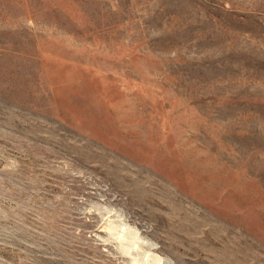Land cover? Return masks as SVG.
Segmentation results:
<instances>
[{"label": "rangeland", "instance_id": "1", "mask_svg": "<svg viewBox=\"0 0 264 264\" xmlns=\"http://www.w3.org/2000/svg\"><path fill=\"white\" fill-rule=\"evenodd\" d=\"M133 262L264 264V0H0V264Z\"/></svg>", "mask_w": 264, "mask_h": 264}, {"label": "bare ground", "instance_id": "2", "mask_svg": "<svg viewBox=\"0 0 264 264\" xmlns=\"http://www.w3.org/2000/svg\"><path fill=\"white\" fill-rule=\"evenodd\" d=\"M115 222V221H114ZM110 223H111V221H110ZM112 224V223H111ZM114 225V224H113ZM118 224H116V226H117ZM120 226H122V224L120 225ZM111 230V229H110ZM110 230H109V233H110ZM114 230V229H113ZM113 230H112V232H113ZM111 232V233H112ZM123 232V231H122ZM111 233H110V235H111ZM116 236V235H115ZM118 236V240L117 241H119L121 244H124V245H126V247L127 246H129V247H132V249L134 248V244H133V239H131L130 237H127L126 236V234L124 235V233L122 234V235H117ZM115 238V237H114ZM112 240V239H111ZM114 240V239H113ZM112 240V241H113ZM116 240V239H115ZM114 242V241H113ZM116 243V242H115ZM120 245V244H119ZM122 246V245H121ZM124 247V246H123ZM129 247H127L128 248V250H129ZM136 248V247H135ZM126 249V248H125ZM131 249V250H132ZM134 250V249H133ZM138 251V250H137ZM133 263H135L136 264V262H133ZM138 264V263H137Z\"/></svg>", "mask_w": 264, "mask_h": 264}]
</instances>
